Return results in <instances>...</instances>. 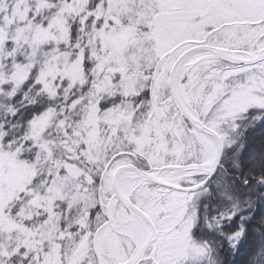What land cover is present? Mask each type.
Returning <instances> with one entry per match:
<instances>
[{
    "label": "snow or ice",
    "instance_id": "obj_1",
    "mask_svg": "<svg viewBox=\"0 0 264 264\" xmlns=\"http://www.w3.org/2000/svg\"><path fill=\"white\" fill-rule=\"evenodd\" d=\"M0 264H264V0H0Z\"/></svg>",
    "mask_w": 264,
    "mask_h": 264
}]
</instances>
